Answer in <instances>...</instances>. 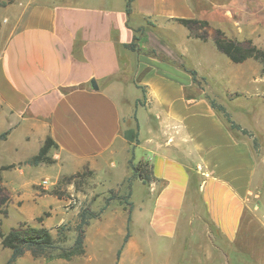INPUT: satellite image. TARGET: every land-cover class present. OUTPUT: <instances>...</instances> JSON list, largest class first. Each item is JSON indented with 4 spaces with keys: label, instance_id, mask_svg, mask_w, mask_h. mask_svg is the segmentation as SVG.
Masks as SVG:
<instances>
[{
    "label": "crops",
    "instance_id": "0c3cea01",
    "mask_svg": "<svg viewBox=\"0 0 264 264\" xmlns=\"http://www.w3.org/2000/svg\"><path fill=\"white\" fill-rule=\"evenodd\" d=\"M127 5L16 0L7 8L11 16L3 22L7 36L0 45V167L13 168L1 178L4 184L43 179L56 186L87 172L104 196L126 184L132 153L139 151V163L152 166L153 180L133 181L130 228L146 217L155 242L130 234L117 264H133L138 256H154L149 264L252 260L227 244L241 240L242 246L253 227L264 229V157L198 90L190 71L202 73L186 65L180 41L215 44L221 30L264 50L258 45L264 43V0H132L130 12ZM178 20L207 23L202 32L209 33L208 41L193 37ZM136 37L138 50L126 49ZM227 62L238 73L251 60ZM129 130L138 134V144L126 138ZM48 138L56 144L49 153L53 163L26 164ZM135 184L144 193L137 205ZM90 209L100 211L96 203ZM128 215L125 201L113 200L87 227L86 247L105 244L121 225V249Z\"/></svg>",
    "mask_w": 264,
    "mask_h": 264
},
{
    "label": "rangeland",
    "instance_id": "374dc122",
    "mask_svg": "<svg viewBox=\"0 0 264 264\" xmlns=\"http://www.w3.org/2000/svg\"><path fill=\"white\" fill-rule=\"evenodd\" d=\"M15 1L0 0V45L3 44L7 36L1 32L5 25L3 22L5 19L9 21L11 16L7 8ZM200 33H203L202 30ZM180 44H182V49L187 52L188 57L184 59L187 62L186 65L191 64L196 67L199 73H202L201 77L198 76L196 84L198 90H205L209 98L222 104L233 120L240 122L248 130L258 132L261 137L257 138L259 149L255 150L264 157V76L261 64L251 60L243 69L235 65L236 70L242 69L237 73L228 66L229 59L218 52L213 42L203 44L180 41ZM258 45L263 47L264 43L259 40ZM132 156L135 158L134 164L138 165L140 152L136 151V153H132ZM42 180L38 184H21L18 179H10L7 184H4L3 180L0 182V232L7 234L11 229L21 224H29L34 227L45 226L51 230L60 247V250L54 252L52 258H35L31 254H26L16 264H117V253L123 240L120 235L121 225L111 230L105 244L101 240L87 243V253L83 256L66 260L58 255L61 250L69 249L74 245L75 227L78 223L80 208L85 206L91 208L92 204L96 203L97 211H99L110 196L127 197L128 183L126 182L120 188L113 190V193L107 192L103 196L94 183L92 175L87 172L81 173L72 183L62 179L56 186L50 183L47 189L40 187ZM133 191L132 201L137 205L144 195L143 188L135 184ZM127 201H130L129 198ZM126 206L130 209L127 204ZM262 213L263 210L259 214ZM135 216L137 217V210ZM135 221L138 225L136 223L132 229L129 227L130 234L136 237L143 236L154 244L155 239L151 235L146 217L140 219L139 222L138 219ZM61 226H66L68 229L65 241L60 240L58 236V229ZM259 227L258 230L253 227V231L247 235L249 242H244L242 246L241 240L237 244H227L228 248L236 251L237 255L248 253V256L252 257V260L236 257L233 263L249 264L250 261H253L255 264H264V229ZM257 231L258 233H256ZM11 255L10 250L2 247L0 239V264H7ZM148 258L150 257L148 256ZM153 259L154 256L152 259H143L144 261H142L138 256L133 264H149ZM225 262L228 264L227 258Z\"/></svg>",
    "mask_w": 264,
    "mask_h": 264
},
{
    "label": "trees",
    "instance_id": "16d2710c",
    "mask_svg": "<svg viewBox=\"0 0 264 264\" xmlns=\"http://www.w3.org/2000/svg\"><path fill=\"white\" fill-rule=\"evenodd\" d=\"M131 1L128 0L127 10L131 11ZM180 24L189 29L191 35L201 41H208L209 33L203 31L200 33V30L208 27L207 23L198 21V20H178ZM139 37L135 38V41L130 45H125L126 49L131 51H137V41ZM217 49L226 55L233 63L242 64L248 60H254L261 64L262 66V75L264 76V50L255 46L252 42L241 43L233 39H229L225 33L221 30H217L215 33L214 39ZM194 82L198 80V74L196 71H190ZM210 103L212 107L223 114L227 120L230 128L232 130L241 131L244 135L249 136L254 141V148L259 149V144L257 138L254 137L249 131L243 129L238 125L227 112L226 108L216 102L214 99L210 98ZM126 138L134 144L139 143L138 134L134 130H129L125 133ZM56 144L51 139L48 138L44 145L42 146L40 152L31 158L26 164L30 166H39L40 164H52L53 159L49 157L51 149L55 148ZM129 165L132 169V175L128 178V196H110L105 200L104 206L100 209L99 212H93L89 207H82L78 217V223L75 227L76 237L74 245L69 249H63L59 253V257L62 259L70 260L74 257L83 256L86 254V229L90 226L91 222L96 219H100L102 214L107 210L109 205L113 200H124L125 203L130 207L128 215V233L124 240L122 248L118 251V258L121 255L124 245L128 242L130 238L129 227L131 223V212L133 204L128 202L127 199L131 196L132 183L135 179L140 178L144 184H149L153 180V170L152 166L149 163L140 162L138 165L134 164V158L129 161ZM13 168L12 166L0 167V182L2 181L1 174L5 170ZM77 174L72 177H67L63 180L72 183L79 176ZM113 193V191H111ZM66 226H61L58 229V236L60 240H66L67 233ZM1 245L4 249H8L12 252L11 258L7 264H16V262L26 254H31L35 258H52L54 252L60 250L57 239L51 233V230L45 226L34 227L29 224H21L16 228L11 229L7 234L0 232ZM59 240V239H58Z\"/></svg>",
    "mask_w": 264,
    "mask_h": 264
},
{
    "label": "built area",
    "instance_id": "2783aa9c",
    "mask_svg": "<svg viewBox=\"0 0 264 264\" xmlns=\"http://www.w3.org/2000/svg\"><path fill=\"white\" fill-rule=\"evenodd\" d=\"M49 184H50V182L48 180H43L42 184H41V187L44 188V189H47Z\"/></svg>",
    "mask_w": 264,
    "mask_h": 264
},
{
    "label": "water",
    "instance_id": "95a60500",
    "mask_svg": "<svg viewBox=\"0 0 264 264\" xmlns=\"http://www.w3.org/2000/svg\"><path fill=\"white\" fill-rule=\"evenodd\" d=\"M92 86L94 89H96V90L98 89V85H97L96 81H92Z\"/></svg>",
    "mask_w": 264,
    "mask_h": 264
}]
</instances>
